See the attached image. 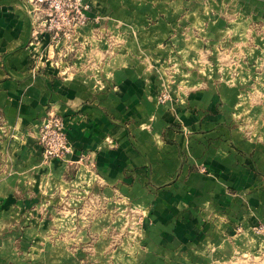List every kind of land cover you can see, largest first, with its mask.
Listing matches in <instances>:
<instances>
[{
	"label": "crops",
	"instance_id": "1",
	"mask_svg": "<svg viewBox=\"0 0 264 264\" xmlns=\"http://www.w3.org/2000/svg\"><path fill=\"white\" fill-rule=\"evenodd\" d=\"M83 1L53 41L0 0V264H264V0Z\"/></svg>",
	"mask_w": 264,
	"mask_h": 264
},
{
	"label": "built area",
	"instance_id": "2",
	"mask_svg": "<svg viewBox=\"0 0 264 264\" xmlns=\"http://www.w3.org/2000/svg\"><path fill=\"white\" fill-rule=\"evenodd\" d=\"M28 1L33 5V13L41 19V34H48L53 41L79 34L88 22L90 6L83 0ZM166 98L163 96L161 100ZM39 142L46 162L64 159L73 151L64 119L60 116L48 119L40 131ZM256 231L264 233V225Z\"/></svg>",
	"mask_w": 264,
	"mask_h": 264
},
{
	"label": "rangeland",
	"instance_id": "3",
	"mask_svg": "<svg viewBox=\"0 0 264 264\" xmlns=\"http://www.w3.org/2000/svg\"><path fill=\"white\" fill-rule=\"evenodd\" d=\"M99 201L95 200L92 195L88 196L85 198V202L83 203V207L85 208L86 212L83 213L81 212V216L85 219V221L90 220L93 216L95 215L97 209L99 208V204L97 203ZM65 206H68L65 202ZM67 209L65 211H69V207H66ZM127 215L126 218L127 220L125 221L126 227L128 228L127 233L129 235H132V238L136 236V231H135V218L131 213V207L128 205L127 207ZM95 212V213H94ZM131 214V215H130ZM136 238V237H135ZM139 238V237H138Z\"/></svg>",
	"mask_w": 264,
	"mask_h": 264
}]
</instances>
